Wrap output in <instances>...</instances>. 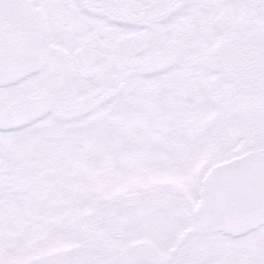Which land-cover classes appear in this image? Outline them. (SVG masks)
<instances>
[{"label": "snow or ice", "instance_id": "6c2138e0", "mask_svg": "<svg viewBox=\"0 0 264 264\" xmlns=\"http://www.w3.org/2000/svg\"><path fill=\"white\" fill-rule=\"evenodd\" d=\"M0 264H264V0H0Z\"/></svg>", "mask_w": 264, "mask_h": 264}]
</instances>
